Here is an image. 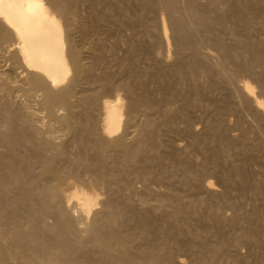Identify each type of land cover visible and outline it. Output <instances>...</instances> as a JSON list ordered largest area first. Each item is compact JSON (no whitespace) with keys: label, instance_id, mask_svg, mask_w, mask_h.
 Returning <instances> with one entry per match:
<instances>
[{"label":"bare ground","instance_id":"obj_1","mask_svg":"<svg viewBox=\"0 0 264 264\" xmlns=\"http://www.w3.org/2000/svg\"><path fill=\"white\" fill-rule=\"evenodd\" d=\"M74 1L75 0H0V44H1L0 46L2 47V44H4L10 48L11 51L9 54V61H11V63H13V62L17 63V65L20 66V67H18V69L21 68L22 71L25 72L24 73L25 77L22 75L24 77V82L18 83V84H22L21 89H23V91H25V93L27 92L29 94V96H31L30 95L31 92H33L32 95H34L35 92H40V93H38L40 95V98H39L40 103L39 104H41L42 108L46 109V113L48 116V117L45 116L46 119L50 117L53 120L55 118L62 125V128L64 127V129H66L68 131V132H66V134L68 135V133H69L70 137L73 138L72 143H69V144H71L70 148L67 147L68 145L66 143H64V141H63V143H56L57 141L55 142L56 144L52 143L53 139L52 140L49 139L50 137H53V135L50 136V134L53 133L52 129L47 128L45 130L42 129L43 131H41L40 130L42 128L41 127L39 129L40 130L39 131L36 128V127H38V125H36V127H35L33 122H30L31 121V119L29 118L30 116L29 117L25 116L23 119L24 123H26V125H21V126L16 125V126H18L17 129L15 128L16 126L13 129L12 125H11V123L14 122V119L11 116L12 112H10L8 110L11 115L4 113V110H5L4 108H3L4 110L1 111L2 113L0 112V143H2V145L5 146V150L0 153V263L5 262L7 264H181V262L183 260L177 259L179 255L176 257L175 253L179 249L182 250V248L185 247L186 244L188 245V243H187L188 241L185 243L184 239H182V237H180V235H174L175 233L173 234V232H175V231L177 232V230L174 231L169 226L171 223L170 224L168 223L169 227L164 226L162 228L163 232H161L162 229H160L161 231H159V232H161V234L157 232L160 235L157 238L155 237V239H154V237L152 235L153 234L152 231L154 230L153 226H155L154 225L155 222H154V217L152 215V211H150L148 209H147V211H145L143 213H140V214L138 213V215H140V216L137 217V219L135 220L134 223L132 221V223H131L132 226H129V225H131V224H129L131 221L129 222L128 220H132V219H130V217L128 218V216H127V213L129 211H127L126 213H125V211H122V208L125 209V208L130 206V205L128 206L127 203L125 204V201H127L126 198H128V197L124 198V200L122 199L123 200L122 204H124V206L122 205V208H117L116 202H115L117 200V198H116L117 196L115 195L116 189L114 188L115 189L114 190L111 187L112 185L116 184V187L119 190L124 191L127 196L128 195L130 196L132 194L131 191L133 192V189H132L133 186H136L135 184L137 183V180H139V181L142 180L141 179L142 177L149 176V174L151 172V171L149 172V170L146 169L145 165H144V162L149 159L148 158L149 156L148 155H146L148 157H145V156L142 157L141 156L142 145H141V143H139L140 142L139 139L140 138L142 139V136L145 135L144 134L145 132H141L142 136L139 137V139L135 138L132 142H128L125 139L124 133L121 130L122 124L124 123L123 122V115L125 114L127 117L126 123H129V122L131 123V121L134 120L133 118L136 116V113L144 114V116H145V117L143 116L144 118L142 116H140V117H142V119H143L142 128H145V129L147 128V130H148V132L146 133V135H147L146 141L147 142L145 141L146 142L145 146L147 145L150 150H153V148L155 146L154 145V139H156V138H154V137H155L156 133L158 132V130L161 131L159 129V127H161L163 124H167V123L171 122V120H173L172 117L174 115L170 116L164 112V110L160 106L161 104L158 103L160 100L158 102L157 101L155 102L156 98L154 97L155 100H154V98H152L151 95H153V94H151V92H150V87L147 86V83L144 84V82L141 81V79H140L141 74L145 73V75H143L142 77L146 76V74H147V71L145 70L144 67L140 66L142 69L139 70V68H140L139 67L137 69V71L136 70L130 71L131 74L128 73L129 77L125 78L122 81H121V79H123V78H121L120 81L117 80L119 82L118 83L115 79L116 76L113 73H106V72L102 73L101 72V74H98V73H100L99 68H98V70H99L98 73L95 71L97 69H94L93 65L95 64V61L97 59H95L94 56H92L93 61L87 60V61H89V62H87L84 60V55L87 54L91 57V55H93V51L95 49V48L93 49V43L94 42L90 41V36L93 33V31L96 30L95 29L96 23L94 24V23H92V21L90 22L86 19L83 20L82 18H80L78 15V11H80V10H78L77 7L75 6L76 4L78 5V3H76V1H75L76 4L74 3L75 5L74 4L72 5V3ZM86 1H89V5H90L89 7L91 9V12L96 11V9H97L96 7H97L98 2L101 3V0H86ZM138 1H139V7L141 9L139 12L140 14H141V11L144 12V11H149V10H155L156 8H158V11H159V9H160L159 7H162L161 9H163L166 13H168V17H169L168 21L170 23V27H171L173 33L176 34L177 40H176L175 46H176L177 52H179L180 55L184 54L180 50L182 49V51H184V50H187L186 48H188V54H184L183 56H180V58H179V55L177 53L178 58L176 60H174L175 62L170 63L166 67H163L162 65H160L161 64L159 62L160 60L157 59L158 64H157V66H156L157 68L155 70H156V73L159 74L158 76L161 77L160 80L158 79L159 81H161V83L166 84V82L167 83L171 82L170 84L174 85L173 86V90H174V89L178 88L181 81L185 77H187L185 75L189 74L188 76L190 77V74H191V75H194L196 77L198 76V78L199 77L207 78V77H209V75H211L210 73H211L212 68H213L212 64H214L215 67H217L216 65L219 64V66H221V70H219V72L222 71V67H224V68L227 67V69L229 70L228 65H234L231 67L233 69L230 71H228L225 68L228 71V76H231V77L233 75L236 76V74L241 72V71L249 72L252 75V77H254L256 83L258 85H260L262 87V89H264V50H261L262 46L260 47V45L263 43L264 38H262L261 36H263V35H261L260 38H262V40H260V41H262V42H258L257 41L258 40L257 35H253V37H252L253 30L255 29L253 27L258 22V21L257 22H255V21L260 17L262 9L264 8V0H221L227 4L226 5L224 3L226 5V9L223 11L221 10V12L218 11V12H220V14L217 13V15H214V16L213 15L210 16L207 13L205 7L201 6L200 3L198 2V0H138ZM138 1H136V2L138 3ZM79 2H81V1H79ZM210 3L212 4V1ZM80 5H81V3H80ZM100 6L103 7L104 5H100ZM207 6H208V4H207ZM108 7H110V5ZM210 7H212V6H210ZM210 7H209V9H210ZM218 7H220L222 9V6H220V4ZM78 8H79V6H78ZM104 9L105 10H103V11H105V13H108V8L104 6ZM119 9H118V11H119ZM211 9H214V8H211ZM99 10H97V11H99ZM263 11H264V9H263ZM209 12H210V10H209ZM111 13H112V11H111ZM211 14H213V12ZM162 15L163 14H161V17H162V20L164 21V18ZM166 15L167 14H164V16H166ZM108 16H110V15L108 14ZM108 16H106V17H108ZM262 16H264V15H262ZM137 18H140V17H137ZM261 18L262 17H260V19ZM89 19H91V18H89ZM142 20H143V18H142ZM156 20L157 19H155V21ZM145 21H146V19H145ZM151 21H152V19H151ZM159 21H160V19H159ZM228 21L231 23V25L228 26V27H231V29H229L231 31L230 32L231 34H233L234 32L242 31L241 33L243 35L241 37V40L239 39V37L241 35L238 36V39L236 38L237 37L236 34H239V33L234 34V36H236L235 42L237 40L240 41L238 43L239 45L237 44L238 45L237 46L234 42H232V43H234L235 45L228 44L230 42H228L226 44V42L228 40H226V42L225 41L223 42L222 37L220 38L219 36H217L216 38H214L215 36L214 37H209V36L207 37L206 36V39L208 42L213 43V44L218 46L217 48H219L221 56H222L221 62L220 61H219V63L216 62L217 64L211 62L212 64H210V63H208L209 61L208 62L205 61V60H207V57H205V60L202 58L205 55H202V57H201L200 54L198 53V51L202 50V49H198L199 45H198V47H195V45L197 46V44H199V42H200L196 36H197V34H199V32L202 35H203V32H205V33L211 32V29L215 27V26L213 27V25H218V27H219V25H224V24L227 25ZM98 22H100V21H98ZM104 22H105V20H104ZM123 22H125V21H123ZM142 23H143V21H142ZM142 23L139 24L137 27H139V26L141 27ZM158 23H157V25H158ZM259 23H260V21H259ZM146 24L147 23H144L143 25H146ZM149 24L150 23H148L147 25H149ZM165 24H167V22ZM113 25H115V24H113ZM158 26H159L158 28L160 29V34H158V35H160L161 40H163V42H164V40H166V34H167L166 28H165L163 22ZM142 27L144 28V26H142ZM148 27H150V25ZM259 27H263V26H258V28ZM214 29H216V28H214ZM143 31L144 32L147 31L146 26L143 29ZM215 31H217V30H215ZM224 31H225V29H224ZM214 32H213V34H214ZM95 33H96V31H95ZM230 33L228 32V34H230ZM254 33H258V32L256 31ZM107 34H109V33H107ZM224 34H226V33H224ZM170 35L174 36V34H170ZM221 35H223V34H221ZM112 36H111V38H112ZM228 36H231V35H228ZM258 36H259V33H258ZM93 37H95V35H93ZM93 37H92V39L95 41V39ZM141 37L143 38V36H141ZM136 38H137V36H136ZM200 38H202V37H200ZM225 38L227 39L226 36H224V39ZM115 39H116V37H115ZM115 39L113 41L114 43H116V40H117V39L116 40ZM172 39H173V37H172ZM195 39L198 40L199 42H197V44L193 45L195 43ZM232 39L234 41V38H232V36H231V41H232ZM140 40L143 41L144 39L143 40L140 39ZM140 40H138V41H140ZM78 41H82V42H80V44L83 43L86 46L84 45L85 47L84 46L81 47L78 44ZM118 41H120V40H118ZM151 42H152V40H151ZM173 42L174 41H172V43ZM95 43H97V41ZM111 43H112V40H111ZM125 43H126V41H125ZM169 43H167V44H169ZM139 44L141 45V43H139ZM263 45H264V43H263ZM111 46H113V45H111ZM123 46H124V44H123ZM157 47H159V46H157ZM168 47H169V45H168ZM150 48H151V46H150ZM209 48L211 49V47H209ZM239 48H241L242 50H239ZM141 49H140V52H143V51H141ZM197 49H198V51H197ZM214 49H215V47H214ZM151 50H153V49H151ZM107 51H109V50H107ZM112 51L115 52V50H113V49H112ZM146 51H149V50H146ZM154 51L155 50H153V52ZM168 51H170L169 48H168ZM166 52H164V53L166 54ZM217 52L219 53V51H217ZM244 52H246L247 54H244ZM130 53L131 54L129 55L127 62H131L134 60L133 52H130ZM175 53H176V51H175ZM155 54H156V52H155ZM159 54H160V50H159V53L157 56H159ZM165 54H163V55H165ZM217 54H215V55L217 56ZM87 55L85 57H87ZM215 55H212L210 57H214ZM157 56H156V58H158ZM144 57H145V55H144ZM123 58H125V57H123ZM146 58H149V57H146ZM7 59H8V54H7ZM85 59H87V58H85ZM163 59L165 61L164 57H163ZM169 59H170V57H169ZM214 59H216V58H214ZM217 59H218V57H217ZM137 60L138 59L136 58V61ZM228 60H232V64H230V62H231L230 61L227 65ZM100 61H101V59H100ZM97 62H99V61H97ZM107 63H108V61H107ZM7 64H9V63H7ZM134 64H132V65H134ZM136 65H137V62H136ZM148 65H150V64H148ZM122 66H123V64H122ZM137 66H139V65H137ZM254 66L255 67L257 66V68L259 67L258 68L259 70L257 69L258 71H255L253 69ZM100 67H102V65H100ZM13 69H15V68H13ZM219 69H220V67H219ZM216 71H218V70H216ZM116 72H117V70H116ZM216 73H218V72H216ZM18 74H19V72H18ZM241 74L243 75V73H241ZM1 75L3 76V74H1ZM17 75H15V76H17ZM216 75H217V78L215 76L214 77L216 79H219L218 76H220V75H218V74H216ZM223 75H222V77H223ZM238 75H240V74H237V77H238ZM5 76L9 77L7 75H5ZM151 77H153V76H151ZM242 77H241V79H242ZM20 78H22V77H20ZM213 78H212L211 83L209 81H207L204 84H202L203 86L205 85V88H207V91L211 90V89H214V90L219 89L218 87L215 88L216 82L218 83L219 80L215 82L213 80ZM238 78H240V77H238ZM17 79H18V77H17ZM92 79H93V81L94 80L98 81L99 85H98L97 89H95L94 91H91V93H88L89 90H91V89H88V87H85V83H86V81L92 80ZM226 79H225V81H226ZM241 79H239L241 82L243 80H245V78L243 80H241ZM248 79H249V77H248ZM9 80H12V76H11V79H9ZM138 80H140L139 81L140 87H137L139 85H136ZM162 80H163V82H162ZM231 80H229V82ZM235 80H237V79L235 78ZM5 81L6 80H4V83H5ZM200 81L202 82V80H200ZM232 81H231V84H232ZM240 81H235V84H237L236 82H240ZM12 82H15V81H11V83ZM21 82H22V80H21ZM147 82H148V80H147ZM241 82H240V86H238V87L245 93L244 96L246 98V103H248V105L253 106L255 108V110H254V111H256L255 112L256 113L255 118L258 121H260V123H262V125H263L262 127L264 128V106H263V100H262L263 98L262 99L260 98L263 95L262 94L263 91L261 93L262 95L260 94L261 96L259 95L260 97L258 99V95L256 96V94H255L256 92H254L256 89L255 90L253 89L256 87L255 86L256 83H255V85L253 84L255 86L254 87L252 85V83H253L252 81H251V84L247 81H243L242 83ZM4 83L2 82L1 84H4ZM8 83H10V82H8ZM95 83H97V82H95ZM161 83H160V85H162ZM220 83L222 85V82H220ZM227 83H228V81H227ZM5 84L7 85V83H5ZM14 84H16V83H14ZM4 85L1 86L2 89L5 87ZM88 85H89V83H88ZM115 85L118 86L119 89H121L120 91H122L123 93L120 92V94H118L119 91L117 93V92H115L117 89H114L115 90L114 92L117 94H115L111 98L109 97V98L104 99L105 98L104 97L101 100V98H102L100 96L101 93L107 92V91H112L113 88H117V87H114ZM230 86H228V87H230ZM232 86H235V85H232ZM235 87H237V86H235ZM17 88H15V89H17ZM220 88H222V87H220ZM93 89H94V87H92V90ZM195 89H196V87H195ZM230 89L233 92L234 89H232V88H230ZM230 89H229V91H230ZM5 90H6V88H5ZM18 90H20V89H18ZM165 90H166V88L164 89V91ZM221 90H223V89H221ZM13 91H15V90H13ZM227 91H228V89H227ZM258 91L261 92V90H258ZM7 92H8V90H7ZM10 92H12V91H9V93ZM20 92H21V90H20ZM161 92H163V90ZM1 93L4 94L3 92H1ZM9 93H8V96H9ZM25 93H23V94H25ZM121 93H122V95H121ZM218 93L220 94L221 91ZM6 94L7 93L5 92V95ZM167 94H168V92H167ZM225 94L226 93H223L222 95H225ZM12 95L14 96L15 94H12ZM39 95H38V97H39ZM109 95H111V93ZM161 95H163V94H161ZM179 95H178V97H180ZM194 95H193V97H194ZM240 95H243V93ZM203 96H205V95H203ZM220 96H221V94H220ZM238 96H236V97L238 98ZM3 97H4V95H3ZM3 97H2V99H3ZM196 97H197V95H196ZM236 97L234 99H236ZM212 98H213V96H212ZM7 99H8V97H7ZM34 99H36V98H34ZM164 99H165V97H164ZM221 99L223 100V98H221ZM232 99H233V97H232ZM224 100H226V99H224ZM9 101H11V100H9ZM174 101H173V103H174ZM190 101H191V99L189 100L188 105L191 106V104H193V102L191 103ZM192 101H193V98H192ZM197 101L198 100H195L194 103L196 104ZM240 101H241V98H240ZM1 102H3V101H1ZM22 102H23V100H22ZM27 102H29V101H27ZM31 102H32V100H31ZM36 102H37V100H36ZM214 102H217V104H218L220 101L218 99V100H214ZM222 102L225 103L224 101H221V104H222ZM234 102L236 103L235 100L233 102L229 100L228 104L232 103V105H234L233 104ZM187 103H188V98L185 94H183L182 98H181V105L177 108V110L175 108L177 115L178 114L181 115L183 119H185L186 116L184 113H182V110L184 109V107ZM6 104H8L7 101H6ZM9 104H11V102ZM239 104H238V107L237 106L236 107L240 109L241 106L239 107ZM3 105L6 106L5 103ZM24 105H25V103H24ZM35 105L36 104H34V106ZM212 105H214V104H212ZM236 105H237V103H236ZM163 106H166V105H163ZM1 107H0V110H2ZM26 107H27V105H26ZM37 107H38V105H37ZM215 107H217V106H215ZM224 107H225V105H224ZM230 107L228 106V107L224 108L223 111H226V110L228 111L230 109ZM8 108L10 109V107H8ZM20 108H22V107H20ZM59 108H62L64 110V114L62 116H60V118H58L59 115L56 117V110ZM233 108H235V107H232V110H233ZM193 111H194V109H193ZM220 111L222 112V110H220ZM240 112L241 111H239V114H240ZM24 113H26V112L24 111ZM34 113H36V112H34ZM38 113H39V111H38ZM250 113H249V115H250ZM21 114H23V113H21ZM29 114H30V110H29ZM58 114H59V110H58ZM152 114H153V116H152ZM173 114H175V113H173ZM251 114L253 116V113H251ZM42 116H40V117H42ZM217 116H219V113ZM221 116H224V115H221ZM236 116H239V115H236ZM16 117H18V116H16ZM38 117L39 116H37V118ZM250 117H251V115H250ZM177 118H178V116H177ZM15 119H18V118H15ZM20 119H22V118H20ZM222 119H223V117H222ZM222 119L220 121H222ZM234 119H236V118H234ZM256 119H255V121H256ZM44 120H45V118H44ZM138 120H136V121H138ZM176 120H178V119H176ZM251 120H252V118H251ZM32 121H33V119H32ZM212 121H213V119H212ZM220 121H219V123L221 124L222 122H220ZM50 122H53V121H50ZM253 122H254V120H253ZM253 122H251V123L253 124ZM256 122H255V124H256ZM53 123H52V125H53ZM173 123L174 122H172V124ZM258 123L259 122H257V124ZM56 124H58V123H56ZM212 124H214V123H212ZM220 124L217 126L222 127V126H220ZM227 124H229V123H227ZM233 124H234V121H233ZM131 125H133V124H131ZM136 126H138V124ZM188 126H189V124H188ZM212 127H214V126L212 125ZM257 127H259V125ZM52 128H53V126H52ZM62 128H61V130H63ZM133 128L135 129V126H133ZM133 128H131V129H133ZM255 128L256 127H254V130H255ZM57 130H55V132ZM59 130H60V128H59ZM133 131L135 132V130H133ZM133 131H132V133H134ZM212 131H214V129ZM259 131H261V130H259ZM170 132L171 131H168V133H170ZM263 132L262 133L260 132V134L262 135ZM61 133H63V132H61ZM130 135H132V134H130ZM56 136L58 138V134ZM64 136H65V134H64ZM262 136H264V135H262ZM62 137H63V135H62ZM259 137H261V136L259 135ZM59 138H61V136ZM59 138H58V140L61 141ZM260 140H262V139H260ZM160 144H162V143H160ZM254 144H256V143H253V145ZM25 146L27 148V151L23 150L25 148L22 149V147H25ZM72 146H74V151L73 150L69 151V149H71ZM258 146H259V144H258ZM154 149H157V147ZM258 149L261 150V148H258ZM216 151L218 152V150H216ZM259 153L261 155H263L262 153H264V152H262V153L259 152ZM140 156H141V159H140ZM263 156H261V157H263ZM154 157L156 158V156H154ZM158 157L160 158V155ZM152 159H149V160H152ZM36 161L37 162L40 161V166H41L40 171H37V170L34 171V168H32V166L34 165V163ZM213 161H215V160H213ZM224 161H225V159H224ZM184 162H185V160H184ZM177 165H179L185 172H187L188 175L192 176V177L190 176L192 181L197 182V183L199 182L197 179L201 175L199 176V174L195 172L197 169L196 170L193 169L194 170L193 171L191 168H189L190 166L188 167L183 162H178ZM217 166H219V165H217ZM249 166H250V164H249ZM36 167H38V166H36ZM237 168L239 169V166ZM177 169L179 170L180 168L177 167ZM179 171H181V170H179ZM175 172H177V171H175ZM243 172H245V170L244 171L240 170L241 178H242L243 182H245L246 178H245ZM152 174H153V172H152ZM182 174H183V172H182ZM229 174L230 173L226 172L223 174V176L222 175H220V176H222V178L225 179L226 182H228L227 179H230V181H233V180H231L232 177L230 178ZM66 175H68V177L70 176L74 179L73 180L74 181L73 186L70 184L71 180L69 178H68L69 181H66L67 180ZM184 177H185V175H184ZM135 179H137V180H136V183L134 182V185H133V181ZM145 179H147V178H145ZM162 179H163V177H162ZM177 179H179V178H177ZM186 179H187V175H186ZM199 180H200V178H199ZM77 181L81 182V183L85 182L86 184L84 183L82 185H78L80 183L76 184ZM234 181H236V180L234 179ZM254 181H255V179H254ZM167 182H168V179H167ZM141 183H143V182H141ZM144 183H146V182H144ZM197 183H195V184H197ZM200 183H198V184H200ZM239 183H241V181H239ZM65 184H67V185L70 184L72 186V189L69 186L71 189V190H69V192H67V189L65 190L63 188L64 186H62V185H65ZM149 184H151V182ZM181 184L182 183H180L179 185H181ZM145 185H147V183ZM187 185L188 184H186L185 186H187ZM200 185L204 186L205 189L213 192V195H214L215 191H214V189L212 191L213 185H211V182H203ZM147 186L145 187L146 189H147ZM228 186H231V185H228ZM98 189H101V191L104 190V192L107 194L106 198L104 197L105 199L102 200V197L99 198V196H98L99 191L98 192L96 191ZM216 191H218V190H216ZM104 192H103V194H104ZM227 192H228V190H227ZM119 193H121V192L119 191ZM103 194H102V196H103ZM169 194H170V191H169L168 195ZM237 194H240V192ZM119 195H121V194H119ZM122 195H124V194H122ZM166 195H167V193H166ZM183 195H184V193H183ZM213 195H211V197ZM149 196H151V195H149ZM160 196L158 195L157 198L159 197V199H160L161 198ZM162 196L164 197L165 193ZM167 196H165V197H167ZM222 196H223V199L225 198V200H227L226 195H222ZM222 196H220V197H222ZM151 197H149V198H151ZM171 197L168 196L167 198L171 199ZM258 197H260V196H258ZM24 198L28 201V204H27V202H25L26 204L23 202V201H26ZM180 198H181V195H180ZM22 199H24V200H22ZM144 199L142 197L143 204L145 202ZM151 199H149V201H151ZM234 199H235V197H234ZM262 199H264V198L262 197ZM156 200L157 199H155V201ZM167 200H169V199H167ZM167 200L165 202H167ZM172 200H173V202H172V204H173L174 199H172ZM172 200H170V202ZM188 200H189V198H188ZM190 201H192V199L189 200V202ZM205 201H203V203ZM153 202H154V199H153ZM179 202L180 201H178V203ZM196 202L198 203V201H196ZM98 203L100 204V207L102 204V206H103L102 210H96L95 209V205ZM229 203H230V201H229ZM168 204H170V203H168ZM191 204H193V203L190 202L189 204H187V206H186V204H183L187 207L186 208L185 206H183L181 204L180 205L177 204L178 206H175V203H174V206H175V207L173 206L174 207L173 208L174 213L177 215V217L179 216V218L182 217L184 214L186 215L189 212L188 209H189ZM148 205H149V202H148ZM156 205H159V204H156ZM160 205L162 206V204H160ZM194 205H195V203H194ZM207 206H209V205H207ZM213 206H210L208 208L209 210H207V208H206V210L210 211L209 213L213 214L212 215L213 217H214V215H217L215 217H218L219 212H218V210L214 209ZM69 207H71L72 210L75 209V211L76 210L79 211L78 214H80V216H79L81 219L80 221L85 223V225L82 228H77L78 225H76V223H78V219H75V218L72 219V217H70L72 215L71 214L69 215V212H70ZM167 207H168V205H167ZM131 208L133 209V207H131ZM162 208H163V206H162ZM194 208H196V206ZM156 209L158 210L157 207H155V211H156ZM136 211H139V210H136ZM136 211H134V212H136ZM170 211H171V209H170ZM236 212H238V211H236ZM71 213H73V211H71ZM90 213H92L93 216ZM132 213H133V210H132ZM209 213L207 212V214H209ZM76 214H77V212H76ZM135 214H137V213H135ZM47 215L52 216L53 221L51 220L52 221L51 223L46 222L45 217ZM89 215H91V217H92V219L90 221L88 220ZM131 215L132 214H130V216ZM246 215H244V216H246ZM50 216H49V218L51 219ZM208 216H210V215H208ZM260 216H262V218H264V210H263V212L251 211V213H248V215L246 216V218H247L246 220L249 219V222L252 223V221L254 222V220H257V218L258 217L260 218ZM75 217L78 218L77 216H75ZM131 217H133V215ZM169 217H172V216L168 215V218ZM213 217H212V219H214ZM210 218H211V216H210ZM159 219H161V218H159ZM165 219H166V217H165ZM165 219H163V220L165 221ZM235 219H237V218H235ZM163 220L161 219V221H163ZM167 221H168V219H167ZM230 221H231V219H230ZM234 221H236V220H234ZM184 223L185 222H183V225H185ZM197 223H198V221H197ZM228 223H229V221H228ZM78 224L80 225V223H78ZM164 224L166 225V222H163V225ZM176 224H177V222H176ZM81 225H80V227H81ZM183 225L181 224V226H183ZM247 226H248V224H247ZM249 226H250V224H249ZM174 227H176V225ZM160 228H161V226H160ZM181 228H183V227H181ZM201 228H199V229H201ZM245 228H248V231L245 232L246 234L250 235V237L251 236L255 237V233H256L255 227L251 226L250 228L249 227H245ZM177 229H179V228H177ZM186 229H188V228H186ZM186 229H184V231ZM196 230H197V228H196ZM211 230L212 229H210V231ZM244 231L242 230L241 232H244ZM153 232H155V231H153ZM201 233H203V231ZM198 235H200V234H198ZM205 236H206V234H205ZM151 238H153V239L151 240ZM198 239L200 240V238H198ZM205 239H207V238H205ZM242 239H244V238H242ZM188 240H190V239H188ZM195 240H196V238H195ZM251 240L249 239V241H251ZM225 241H227V240H225ZM235 241H236V239H235ZM204 242H205V240H204ZM204 242H203V244H204ZM216 242H217V240H216ZM262 242H264V241H262ZM198 243L200 245V242H198ZM205 244L208 245V243H206V242H205ZM240 244L241 243H239L237 245H240ZM254 244H256V243L254 242ZM249 245H251V244H249ZM201 246H199V247H201ZM255 248H257V247H255ZM188 249H190V248H188ZM204 249H205V247H204ZM253 249L254 248H252V250ZM198 251H201V250H198ZM179 252H182V251H179ZM220 255H221V249L217 245L212 247L211 249H205L202 252H200V254H198L197 259H196V264H218ZM230 256H231V254H230ZM257 257H259V256H256V258L253 257V259L256 260ZM223 260H224V258H223ZM248 261H249V259H248ZM227 262H229V261H227ZM239 263H240V261H239ZM249 263H251V262L249 261ZM254 263H256V262H254Z\"/></svg>","mask_w":264,"mask_h":264},{"label":"rangeland","instance_id":"obj_2","mask_svg":"<svg viewBox=\"0 0 264 264\" xmlns=\"http://www.w3.org/2000/svg\"><path fill=\"white\" fill-rule=\"evenodd\" d=\"M75 1H76V3H78V5L75 3ZM73 3H72V5L74 4L76 7H77V9L78 10H80V11H78V15H79V17L80 18H82L83 20H88V21H92V23H96V27H95V29L96 30H94L93 31V33L91 34V36H90V41H93L94 43H93V49H94V51L96 52H94L93 51V55H91V57L89 56V55H87V54H85L84 55V60L85 61H87V60H89V61H93V57L92 56H94L95 57V59H97L96 61H95V64L93 65V67H94V69H97V70H95L97 73H98V68L100 69V73H98V74H101V72L102 73H113L116 77H115V79H116V81L118 80V81H120V79L121 78H123V79H121V81L122 80H124L125 78H128L129 77V74H131V72L130 71H134V70H136L137 71V69L141 66V67H144L145 68V70L147 71V74H146V76H144V77H142L143 75H145V73L144 74H141V76H140V79H141V81L142 82H144V84H146L147 83V86L148 87H150V92H151V94H153V95H151L152 96V98H156V100H155V98H154V100H155V102L157 101H159L158 103H160L159 105L162 107V109L164 110V112L166 113V114H168V115H174L173 117H172V119L173 120H171V122H169V123H167V124H163L161 127H159V129L162 131H159L158 130V132L156 133V135H155V137L154 138H156V139H154V148H156L157 147V149H154L153 148V150H150L149 148H148V146L146 145L145 146V144H146V133L148 132V130H147V128L145 129V128H142V124H143V119H142V117L144 116V114H142V113H140V114H138V113H136V116L133 118L134 120H130L131 121V123L129 122V123H126V119H127V117H126V115L124 116L123 115V124H122V132L124 133V137H125V139L128 141V142H132L135 138H138L139 139V137H141L142 136V134H141V132H145L144 134V136H142V139L140 138L139 139V143H141V145H142V153H141V156L143 157V156H145V157H148L149 159H152V160H147V161H145L144 162V165H145V168L146 169H148L149 170V172H150V174H149V176H146V177H142L141 179L143 180H140L141 182H143V183H141L139 180H137V179H135L134 181H133V185H134V182L136 183V180H137V183L135 184L136 186H133V192L131 191V195L129 196H127L126 195V193L124 192V191H122V190H119L117 187H116V184H114V185H112L111 187L115 190V195L117 196L116 198H117V200L115 201L116 202V206H117V208H122V205L124 206V204H122V202H123V200H124V198H126V197H128V198H126V200L127 201H125V204L127 203V205L129 206V207H127V208H122V211H125V213L127 212V211H129L128 213H127V216H128V218L130 217V219H132V220H128L130 223L129 224H131L132 223V221H133V223L135 222V220L137 219V217L138 216H140V215H138V213L140 214V213H143V212H145V211H147V209L148 210H150V211H152V215H153V217H154V222H155V226H153L154 228V230L153 231H155V232H153L152 231V235H153V237H154V239H155V237L157 238L160 234H161V232H163V227L165 226V227H171L174 231L175 230H177V232L175 231V232H173V234L174 235H180V237H182V239H184V241H185V243L187 242L188 243V245L186 244V246L185 247H183L182 248V250L181 249H179L176 253H175V256L177 257L178 255V258L177 259H180V260H183L182 262H181V264H196V259H197V256H198V254H200V252H202L203 250H205V249H211L212 247H214V246H218V247H220V249H221V255L219 256V262H218V264H263L264 263V242H262V241H264V218H262V216H260V218L258 217L257 218V220H254V222L252 221V223L251 222H249V219L248 220H246L247 218H246V216L248 215V213H251V211H255V212H263V210H264V199H262V197L264 198V153H262V152H264V136H262V135H264V128L262 127L263 125H262V123H260V121H258L256 118H255V112L256 111H254L255 110V108L253 107V106H250V105H248V103H246V98H245V96H244V92L238 87V86H240V80L239 79H241V77H242V79L241 80H243L244 78H245V80H243V81H247V82H249L250 84H251V81L253 82L252 83V85L254 84L255 85V83H256V81H255V79H254V77H252V75L249 73V72H246V71H241V72H239V73H237V74H240V75H238V77H240V78H238L237 77V74H236V76L235 75H233L232 77L231 76H228V71H230V70H232L233 68H231L232 66H234V65H228V63L230 62V64H232V60H228L227 61V65H228V68H229V70L227 69V67H222V71H220L219 72V70H221V66H219V64L218 65H216L217 63H219V61L221 62L222 61V56H221V53H220V50H219V48H217L218 46L217 45H215V44H213V43H210V42H208L207 41V39H206V36L208 37H214V38H216L217 36H219L220 38L222 37V40H223V42L225 41L226 42V40H228L227 42H226V44L228 43V42H230V43H228V44H232V45H237L240 41L239 40H237L236 42H235V40H236V38L238 39V36H240L239 37V39L241 40V37H242V31H238V32H232L233 34H231L230 32V30L229 29H231V27H228V26H230L231 25V21L229 22L228 21V24L226 25V24H224V25H219V27H218V25H213V27L214 28H216V29H214V28H212L211 29V32H208V33H205V32H203V35L202 34H200V32H199V34H197V38H198V40L200 41H198V40H196L195 39V43L193 44V45H195V44H197V42H199V44H197V46L195 45V47H198V45H199V47H198V49H202V50H199L198 51V49H197V51H198V53L200 54V56L202 57V55H205V56H203L202 58L205 60V57H207V60H205V61H209L208 63H210V64H212V63H216L215 65L217 66V67H215L214 66V64H212V66H213V68H212V71H211V75H209V77H207V78H201V77H199L198 78V76L196 77V76H194V75H191L190 74V77L188 76V75H185V76H187V77H185L182 81H181V85L179 84V86H178V88H176V89H174L173 90V84H170L171 82H166V84L164 83H161V81H159L160 79H161V77H159L158 75L159 74H157L156 73V66H157V64H158V60H160L159 62L161 63L160 65H162L163 67H166V66H168L170 63H173V62H175L174 60H176L177 58H178V55H179V58H180V56H183L184 54H188V48H186L187 50H184V51H182V49L180 50L182 53H184V54H179V52H177V49H176V40H177V37H176V34L175 33H173V31H172V29H171V27H170V23H169V17H168V13H166L163 9H161L162 7H159L160 9H159V11H158V8H156L155 10H149V11H141V14L139 13L140 12V7H139V1L138 0H101V3L100 2H98V4H97V9H96V11H92L91 12V9H90V5H89V1H86V0H75ZM78 1V2H77ZM79 1H81V2H79ZM84 1V2H83ZM104 1V2H103ZM127 1V2H126ZM136 1H138V3L136 2ZM206 1V2H205ZM212 1V4L210 3ZM214 1V2H213ZM216 0H198V2L200 3V5L201 6H203V7H205V9H206V11H207V13L211 16V15H217V13L218 14H220V12H221V10L223 11V10H225L226 9V3L225 2H223V1H221V0H217L216 2H215ZM220 1V2H219ZM83 2V3H82ZM86 2V3H85ZM103 2V3H102ZM117 2V3H116ZM208 2V3H207ZM219 2V3H218ZM80 3H81V5H80ZM112 3V4H111ZM202 3V4H201ZM222 3V4H221ZM226 5H225V4ZM107 4V5H106ZM126 4V5H125ZM134 4V5H133ZM138 4V5H137ZM205 4V5H204ZM207 4H208V6H207ZM210 4V5H209ZM216 4V5H215ZM218 4V5H217ZM219 4H220V6H222V9L220 8V7H218L219 6ZM224 4V5H223ZM100 5H104L105 7H107L108 8V13H105V11H103V10H105L104 9V6L102 7V6H100ZM110 5V7H108ZM137 5V6H136ZM214 5V6H213ZM78 6H79V8H78ZM84 6V7H83ZM210 6H212V7H210ZM120 9H119V8ZM135 7V8H134ZM209 7H210V9H209ZM90 10H89V9ZM102 8V9H101ZM210 10V12L212 13L213 12V14H211L210 12H209V10ZM211 8H214V9H211ZM219 8V9H218ZM88 9V10H87ZM100 9V10H99ZM118 9H119V11H118ZM139 9V10H138ZM217 9V10H216ZM264 9V8H263ZM263 9H262V12H261V14H260V17H262L261 19H260V17L255 21V22H257V24L256 25H254V27L253 28H255L254 30H253V34H252V37H253V35H257V41L258 42H262V41H260V40H262V38H264V16H262V15H264V11H263ZM97 10H99V11H97ZM110 10V11H109ZM163 12H162V11ZM215 10V11H214ZM82 11V12H81ZM111 11H112V13H111ZM152 11V12H151ZM218 11H220V12H218ZM80 12V13H79ZM94 12V13H93ZM97 12V13H96ZM104 12V13H103ZM115 12V13H114ZM118 12V13H117ZM127 12V13H126ZM152 14H151V13ZM165 12V13H164ZM93 13V14H92ZM103 13V14H102ZM154 13V14H153ZM95 14V15H94ZM101 14V15H100ZM106 16H108V14L110 15V16H108V17H106ZM135 14V15H134ZM161 14H163L162 16H163V18H164V21L162 20V17H161ZM164 14H167L166 16H164ZM81 15V16H80ZM104 15V16H103ZM118 15V16H117ZM129 15V16H128ZM139 15V16H138ZM160 15V16H159ZM90 16V17H89ZM95 16V17H94ZM113 16V17H112ZM116 16V17H115ZM120 16V17H119ZM135 16V17H134ZM103 17V18H102ZM111 17V18H110ZM132 17V18H131ZM137 17H140V18H137ZM156 17V18H155ZM161 17V18H160ZM89 18H91V19H89ZM97 18V19H96ZM106 18V19H105ZM128 18V19H127ZM142 18H143V20H142ZM154 18V19H153ZM168 18V19H167ZM101 19V20H100ZM103 19V20H102ZM109 19V20H108ZM134 19V20H133ZM138 21H137V20ZM145 19H146V21H145ZM151 19H152V21H151ZM155 19H157L156 21H155ZM159 19H160V21H159ZM104 20H105V22H104ZM97 21V22H96ZM98 21H100V22H98ZM123 21H125V22H123ZM142 21H143V23H142ZM167 22V24H165L166 22ZM259 21H260V23H259ZM115 22V23H114ZM156 22V23H155ZM161 24L162 22H163V24H164V26H165V28H166V33L169 35H167L166 34V40H164V42H163V40H161V37H160V35H158V34H160V29L158 28L159 26L158 25H160L159 23ZM142 23V26H144V28H145V26H146V29H147V33L146 32H144L143 31V27L141 26H139V27H137L139 24H141ZM144 23H150L149 25H150V27H148L149 25H143ZM157 23H158V25H157ZM259 23V24H258ZM113 24H115V25H113ZM134 24V25H133ZM154 24V25H153ZM156 24V25H155ZM261 24V25H260ZM263 24V25H262ZM102 25V26H101ZM133 27H132V26ZM105 26V27H104ZM109 26V27H108ZM217 26V27H216ZM223 26V27H222ZM257 28H256V27ZM258 26H263V27H259L258 28ZM102 27V28H101ZM114 27V28H113ZM121 27V28H120ZM156 27V28H155ZM168 27V28H167ZM170 27V28H169ZM222 27V28H221ZM111 28V29H110ZM142 28V29H141ZM219 28V29H218ZM221 28V29H220ZM224 29H225V31H224ZM261 29V30H260ZM100 30V31H99ZM131 30V31H130ZM136 30V31H135ZM142 30V31H141ZM152 30V31H151ZM215 30H217V31H215ZM95 31H96V33H95ZM215 31V32H214ZM221 31V32H220ZM258 32L259 33V36H258V33H254V32ZM263 31V32H262ZM121 34H120V33ZM158 32V33H157ZM172 32V33H171ZM213 32H214V34H213ZM228 32L230 33V34H228ZM101 35H99V34ZM107 33H109V34H107ZM117 33V34H116ZM137 33V34H136ZM145 33V34H144ZM154 33V34H153ZM218 33V34H217ZM224 33H226V34H224ZM236 33H239V34H236ZM170 34H174V36H172V35H170ZM209 34V35H208ZM221 34H223V35H221ZM234 34H236V36H234ZM93 35H95V37H93ZM97 35V36H96ZM100 37H99V36ZM104 35V36H103ZM110 35V36H109ZM114 37H113V36ZM121 35V36H120ZM127 35V36H126ZM137 36V38H136V36ZM200 35V36H199ZM221 35V36H220ZM228 35H231L232 36V38H234V41H233V39H232V41H231V36H228ZM261 35H263V36H261ZM103 36V37H102ZM111 36H112V38H111ZM141 36H143V38L141 37ZM168 36V37H167ZM224 36H226L227 37V39L225 38L224 39ZM234 36V37H233ZM260 36L262 37V38H260ZM92 37L95 39V41L92 39ZM115 37H116V39H115ZM172 37H173V39H172ZM200 37H202V38H200ZM236 37V38H235ZM256 37V36H255ZM102 38V39H101ZM151 38V39H150ZM155 38V39H154ZM157 38V39H156ZM169 38V39H168ZM176 38V39H175ZM229 38V39H228ZM92 39V40H91ZM97 39V40H96ZM105 39V40H104ZM108 39V40H107ZM114 39L116 40V43H114L113 41H114ZM140 39H144L143 41H141ZM169 41H168V40ZM206 39V40H205ZM255 39V38H254ZM104 42H103V41ZM111 40H112V43H111ZM118 40H120V41H118ZM138 40H140V41H138ZM151 40H152V42H151ZM157 40V41H156ZM174 41L173 43H172V41ZM204 40V41H203ZM230 40V41H229ZM97 41V43H95ZM100 41V42H99ZM125 41H126V43H125ZM168 41V42H167ZM80 42H82V41H78V44L81 46V47H83L85 44H83V43H81L80 44ZM136 42V43H135ZM143 42V43H142ZM170 42V43H169ZM232 42H234V43H232ZM107 43V44H106ZM110 43V44H109ZM121 43V44H120ZM139 43H141V45L143 46H141ZM167 43H169V44H167ZM203 43V44H202ZM209 45H208V44ZM263 43H264V39H263ZM263 43L260 45V47H261V50H264V45H263ZM123 44H124V46H123ZM166 44V45H165ZM171 44V45H170ZM206 44V45H205ZM211 44V45H210ZM1 45V44H0ZM111 45H113V46H111ZM137 45V46H136ZM140 45V46H139ZM149 45V46H148ZM168 45H169V47H168ZM239 45V44H238ZM237 45V46H238ZM4 46V47H3ZM86 46V45H85ZM84 46V47H85ZM98 46V47H97ZM131 46V47H130ZM139 46V47H138ZM150 46H151V48H150ZM153 46V47H152ZM157 46H159V47H157ZM202 46V47H201ZM207 46V47H206ZM6 47V48H5ZM107 47V48H106ZM113 47V48H112ZM138 49H137V48ZM147 47V48H146ZM156 47V48H155ZM169 48V50L170 51H168V48ZM209 47H211V49L209 48ZM214 47H215V49H214ZM9 50H8V49ZM105 48V49H104ZM143 50H142V49ZM146 48V49H145ZM164 48V49H163ZM173 48V49H172ZM111 49V50H110ZM112 49L113 50H115V52L114 51H112ZM137 49V50H136ZM140 49H141V51H143V52H140ZM151 49H153V50H155L154 52H153V50H151ZM218 49V50H217ZM6 50V51H5ZM103 50V51H102ZM107 50H109V51H107ZM134 50V51H133ZM136 50V51H135ZM146 50H149V51H146ZM159 50H160V54H159V56H157L158 55V53H159ZM239 50H242L241 48H239ZM4 51V52H3ZM10 48L7 46V45H4V44H2V47L0 46V77L2 78H0L1 80H0V88H1V86H3L5 83H7V85L5 84L4 86V90L2 89H0V91L1 92H3L4 94H2L1 92H0V107L2 108V110H0V112L1 111H3L4 109V113H7V114H10L9 113V111L10 112H12L10 115L13 117V119H14V122L13 123H11V125H12V128L14 129V127L16 126V125H18V126H21V125H26V123H24V117L26 116V117H29L30 119H31V121L30 122H33V124L35 125V127H36V125H38V127H36L38 130L40 129L41 131H43V130H45V129H52L53 130V133H51L50 134V136H52L53 135V137L56 139H54L53 137H50L49 139L50 140H52V143H55L56 141V143H63V141H64V143H66L68 146L67 147H71V144H69V143H72V140H73V138L72 137H70V134L68 133V135L66 134V132H68L66 129H64V127L62 128V125L55 119H51L50 117L49 118H47L46 119V117H48L47 116V113H46V109H44V108H42L41 107V104H39L40 102H39V98H40V95L38 94V93H40V92H35L34 93V95H32L33 94V92H31L30 93V95L31 96H29V94L26 92L25 93V91H23V89H21L22 88V84H18V83H23L24 82V77H25V75H24V71H22V69L21 68H19L18 69V67H20L19 65H17V63H11V61H9V54H10ZM121 51V52H120ZM138 51V52H137ZM162 51V52H161ZM167 51V52H166ZM175 51H176V53H175ZM187 51V52H186ZM206 51V52H205ZM217 51H219V53L217 52ZM130 52H133V55H134V62L133 61H131V62H127V59H128V57H129V55L131 54ZM147 52V53H146ZM155 52H156V54H155ZM164 52H166V54L164 53ZM171 52V53H170ZM210 52V53H209ZM262 52V51H261ZM6 53V54H5ZM95 53V54H94ZM138 53V54H137ZM140 53V54H139ZM152 53V54H151ZM169 53V54H168ZM173 53V54H172ZM177 53H178V55H177ZM218 53V54H217ZM263 53V52H262ZM7 54H8V59H7ZM105 54V55H104ZM108 54V55H107ZM116 56H115V55ZM137 56H136V55ZM163 54H165V55H163ZM215 54H217V56L215 55ZM244 54H247L246 52H244ZM4 55V56H3ZM87 55V57H85ZM98 55V56H97ZM107 55V56H106ZM124 55V56H123ZM142 55V56H141ZM144 55H145V57H144ZM209 55V56H208ZM212 55H215L214 57H210V56H212ZM219 55V56H218ZM140 56V57H139ZM156 56L158 57V58H156ZM168 56V57H167ZM221 56V57H220ZM122 57V58H121ZM123 57H125V58H123ZM146 57H149V58H146ZM163 57L165 58V61H164V59H163ZM169 57H170V59H169ZM175 57V58H174ZM217 57H218V59H217ZM2 58V59H1ZM85 58H87V59H85ZM109 58V59H108ZM136 58L138 59L137 61H136ZM145 58V59H144ZM151 58V59H150ZM210 58V59H209ZM214 58H216V59H214ZM100 59H101V61H100ZM158 59V60H157ZM168 59V60H167ZM209 59V60H208ZM213 59V60H212ZM221 59V60H220ZM8 60V61H7ZM103 60V61H102ZM114 60V61H113ZM122 60V61H121ZM144 60V61H143ZM216 60V61H215ZM89 61H87V62H89ZM97 61H99V62H97ZM107 61H108V63H107ZM120 61V62H119ZM162 61V62H161ZM119 62V63H118ZM123 62V63H122ZM136 62H137V65H139V66H137L136 65ZM212 62V63H211ZM5 63V64H4ZM7 63H9V64H7ZM102 63V64H101ZM129 63V64H128ZM134 64V65H132V64ZM146 63V64H145ZM165 63V64H164ZM105 64V65H104ZM121 66H120V65ZM122 64H123V66H122ZM148 64H150V65H148ZM6 65V66H5ZM12 67H11V66ZM100 65H102V67H100ZM113 67H112V66ZM17 66V67H16ZM97 66V67H96ZM119 66V67H118ZM155 66V67H154ZM220 67V69H219V67ZM107 67V68H106ZM139 68V70L140 69H142V68ZM154 67V68H153ZM13 68H15V69H13ZM259 68V67H258ZM257 68V66L255 67H253V69L255 70V71H258L259 69ZM17 69V70H16ZM117 70V72H116V70ZM218 70V71H216V70ZM224 69V70H223ZM258 69V70H257ZM115 70V71H114ZM120 72H119V71ZM122 70V71H121ZM7 73H6V72ZM21 71V72H20ZM113 71V72H112ZM124 71V72H123ZM128 71V72H127ZM227 73H226V72ZM3 72V73H2ZM6 74H5V73ZM18 72H19V74H18ZM23 72V73H22ZM213 72V73H212ZM216 72H218V73H216ZM222 72V73H221ZM224 72V73H223ZM129 73V74H128ZM151 73V74H150ZM241 73H243V75L241 74ZM248 75H247V74ZM1 74H3V76L1 75ZM9 74V75H8ZM12 74V75H11ZM18 74V75H17ZM213 74V75H212ZM215 74V75H214ZM216 74H218V75H220V76H218L219 77V79H216L217 78V75ZM224 74V75H223ZM227 74V75H226ZM5 75H7V76H9V77H6ZM15 75H17V76H15ZM24 77H23V76ZM222 75H223V77H222ZM247 75V76H246ZM11 76H12V80H9V79H11ZM22 77V78H20V77ZM120 76V77H119ZM127 76V77H126ZM151 76H153V77H151ZM194 76V77H193ZM214 78H213V77ZM226 76V77H225ZM252 78H251V77ZM4 77V78H3ZM16 77V78H15ZM17 77H18V79H17ZM142 77V78H141ZM211 77V78H210ZM248 77H249V79H248ZM119 78V79H118ZM197 78V79H196ZM212 78H213V80L216 82V81H218L219 80V82L217 83L216 82V86H215V88L216 87H218L219 89L218 90H214V89H211V90H208L207 91V88H205V85L203 86L202 84H204L205 82H207V81H209L210 83L212 82ZM222 78V79H221ZM226 79V81H225V79ZM233 78V79H232ZM235 78L237 79V80H235ZM251 78V79H250ZM15 79V80H14ZM20 79V80H19ZM148 80V82H147V80ZM153 79V80H152ZM159 79V80H158ZM195 79V80H194ZM211 79V80H210ZM234 81H232V80ZM4 80H6L5 81V83H4ZM18 80V81H17ZM21 80H22V82H21ZM197 80V81H196ZM200 80H202V82L200 81ZM222 80V81H221ZM229 80H231L232 81V84H231V81L229 82ZM4 83V84H1L2 82ZM11 81H15V82H12L11 83ZM97 82V83H95V82ZM93 81V79L92 80H88V81H86V83H85V87H88V89H91V90H89V92L88 93H91V91H94L95 89H97V87H98V85H99V83H98V81H96V80H94ZM117 81V82H118ZM139 81L140 80H138L137 81V83H136V85H139V86H137V87H140V83H139ZM165 81V80H164ZM195 83H194V82ZM213 81V82H214ZM227 81H228V83L231 85H229L228 83H227ZM235 81H240V82H236L237 84H235ZM242 81V82H243ZM8 82H10V83H8ZM116 82V83H117ZM162 82H163V80H162ZM198 82V83H197ZM220 82H222V85H221V83ZM241 82V83H242ZM14 83H16V84H14ZM88 83H89V85H88ZM119 83V82H118ZM139 83V84H138ZM160 83L162 84V85H160ZM197 83V84H196ZM234 83V84H233ZM239 83V84H238ZM14 84V85H13ZM92 84V85H91ZM94 84V85H93ZM149 84V85H148ZM151 84V85H150ZM170 84V85H169ZM189 84V85H188ZM192 84V85H191ZM195 84V85H194ZM218 84V85H217ZM21 85V86H20ZM88 85V86H87ZM118 85V84H117ZM154 85V86H153ZM167 85V86H166ZM220 85V86H219ZM224 85V86H223ZM232 85H235V86H237V87H235V86H232ZM253 85V86H254ZM13 86V87H12ZM16 86V87H15ZM162 88H161V87ZM166 86V87H165ZM170 86V87H169ZM198 86V87H197ZM228 86H230V87H228ZM256 86V87H255ZM254 87L255 88H253L255 91L254 92H256L255 94H256V96L258 95V99H259V97L262 95V97H260L262 100H263V106H264V89H262V87L260 86V85H258L257 83H256V85H255ZM10 87V88H9ZM17 88V89H15V88ZM92 87H94V89L92 90ZM96 87V88H95ZM114 87H117V88H113V90L112 91H107V92H103V93H101V100L104 98V99H106V98H111V97H113L115 94H117L118 93V91H119V93L118 94H120V92H122V91H120L121 89H119V87L118 86H114ZM180 87V88H179ZM189 87V88H188ZM195 87H196V89H195ZM220 87H222V88H220ZM5 88H6V90H5ZM14 88V89H13ZM166 88V90L164 91V89ZM171 88V89H170ZM193 88V89H192ZM230 88H232V89H234L233 90V92H232V90L230 89ZM259 88V89H258ZM261 88V89H260ZM12 89V90H11ZM18 89H20L21 90V92H20V90H18ZM114 89H117L116 91L114 90ZM181 89V90H180ZM192 89V90H191ZM221 89H223V90H221ZM226 89V90H225ZM227 89H228V91H227ZM229 89H230V91H229ZM239 89V90H238ZM7 90H8V92H7ZM13 90H15V91H13ZM17 90V91H16ZM163 90V92H161V91ZM169 90V91H168ZM177 92H176V91ZM188 90V91H187ZM196 90V91H195ZM202 90V91H201ZM214 90V91H213ZM258 90H261V92L260 91H258ZM7 93L6 95H5V92ZM9 91H12V92H10L9 93ZM117 92V93H115V92ZM195 91V92H194ZM221 91V96H220V94L218 93V92H220ZM262 91H263V93H262ZM156 92V93H155ZM167 92H168V94H167ZM186 92V93H185ZM202 92V93H201ZM211 92V93H210ZM226 93L225 95H222L223 93ZM260 92V93H259ZM8 93H9V96H8ZM20 93V94H19ZM23 93H25V94H23ZM39 95V97H38V95ZM111 93V95H109ZM114 93V94H113ZM123 93V92H122ZM122 93H121V95H122ZM200 93V94H199ZM204 93V94H203ZM214 93V94H213ZM218 93V94H217ZM231 93V94H230ZM238 93V94H237ZM242 94L243 93V95H240V94ZM262 93V94H261ZM2 94V95H1ZM12 94H15L14 96L12 95ZM28 94V95H27ZM108 94V95H107ZM161 94H163V95H161ZM180 94V95H179ZM183 94H185L186 96H187V98H188V103L185 105V107H184V109L182 110V113H184L185 114V116H186V118L185 119H183L182 118V116L181 115H177V113H176V110H177V108L181 105V98H182V95ZM195 94V95H194ZM199 94V95H198ZM217 94V95H216ZM229 94V95H228ZM234 94V95H233ZM261 94V95H260ZM3 95H4V97H3ZM23 95V96H22ZM37 95V96H36ZM157 95V96H156ZM168 95V96H167ZM173 95V96H172ZM178 95L180 96V97H178ZM193 95H194V97H193ZM196 95H197V97H196ZM203 95H205V96H203ZM211 95V96H210ZM233 95V96H232ZM239 95V96H238ZM260 95V96H259ZM3 97V99H2V97ZM16 96V97H15ZM18 96V97H17ZM27 96V97H26ZM29 96V97H28ZM34 98H36V99H34ZM107 96V97H106ZM162 96V97H161ZM191 96V97H190ZM212 96H213V98H212ZM219 96V97H218ZM236 96H238V98L236 97ZM7 97H8V99H7ZM31 97V98H30ZM164 97H165V99H164ZM169 97V98H168ZM231 97V98H230ZM232 97H233V99L236 97V99H234L235 101H236V103H237V105H236V103L234 102L233 104L234 105H232V103L231 104H228V101L230 100V101H234L233 99H232ZM14 98V99H13ZM17 98V99H16ZM22 98V99H21ZM167 98V99H166ZM192 98H193V101H192ZM195 98V99H194ZM202 98V99H201ZM205 98V99H204ZM221 98H223V100L221 99ZM240 98H241V101H240ZM28 99V100H27ZM191 99V103L193 102V104H191V106L190 105H188L189 104V100ZM210 99V100H209ZM219 99V103L217 104V102H214V100H218ZM224 99H226V100H224ZM232 99V100H231ZM238 99V100H237ZM245 99V100H244ZM7 101V103L8 104H6V101ZM9 100H11V101H9ZM14 100V101H13ZM19 100V101H18ZM22 100H23V102H22ZM31 100H32V102H31ZM36 100H37V102H36ZM175 100V101H174ZM195 100H198L197 102H196V104L194 103L195 102ZM1 101H3V102H1ZM27 101H29V102H27ZM173 101H174V103H173ZM209 101V102H208ZM221 101H226L225 103H223L222 102V104H221ZM261 101V100H260ZM11 102V104H9ZM13 102V103H12ZM34 102V103H33ZM162 102V103H161ZM171 102V103H170ZM200 102V103H199ZM202 102V103H201ZM205 102V103H204ZM240 104H239V103ZM5 103V105L6 106H4L3 104ZM24 103H25V105H24ZM230 103V102H229ZM15 104V105H14ZM18 106H17V105ZM22 106H21V105ZM34 104H36L35 106H34ZM198 104V105H197ZM212 104H214V105H212ZM238 104H239V107L241 106V108L239 109V108H237L238 107ZM26 105H27V107H26ZM37 105H38V107H37ZM163 105H166V106H163ZM169 105V106H168ZM173 107H172V106ZM200 105V106H199ZM223 105V106H222ZM224 105H225V107H224ZM18 108H17V107ZM177 106V107H176ZM215 106H217V107H215ZM230 107V109L227 111H223V109L224 108H226V107ZM237 106V107H236ZM250 106V107H249ZM7 107V108H6ZM8 107H10V109L8 108ZM13 107V108H12ZM16 107V108H15ZM20 107H22V108H20ZM41 107V108H40ZM198 107V108H197ZM203 107V108H202ZM232 107H235V108H233V110H232ZM243 107V108H242ZM4 108V109H3ZM20 108V109H19ZM28 108V109H27ZM30 108V109H29ZM165 108V109H164ZM167 108V109H166ZM171 108V109H170ZM175 108H176V110H175ZM251 108V109H250ZM12 109V110H11ZM19 109V110H18ZM22 109V110H21ZM25 109V110H24ZM193 109H194V111H193ZM236 109V110H235ZM239 109V110H238ZM243 109V110H242ZM9 110V111H8ZM15 110V111H14ZM21 110V111H20ZM29 110H30V114H29ZM58 110H59V114H58ZM175 110V111H174ZM198 110V111H197ZM220 110H222V112L220 111ZM252 112H251V111ZM8 111V112H7ZM17 111V112H16ZM24 111L26 112V113H24ZM28 111V112H27ZM38 111H39V113H38ZM43 111V112H42ZM171 111V112H170ZM191 111V112H190ZM219 111V112H218ZM236 111V112H235ZM239 111H241L240 112V114H239ZM23 113V114H21V113ZM32 112V113H31ZM34 112H36V113H34ZM201 112V113H200ZM210 112V113H209ZM229 112V113H228ZM243 112V113H242ZM253 113V116H252V114L251 113ZM2 113V112H1ZM38 113V114H37ZM173 113H175V114H173ZM200 113V114H199ZM213 113V114H212ZM215 113V114H214ZM218 113H219V116H217L218 115ZM222 113V114H221ZM249 113H250V115H251V117H250V115H249ZM36 114V115H35ZM64 114V110L62 109V108H59V109H57L56 110V117L58 116V118H60V116H62ZM242 114V115H241ZM14 115V116H13ZM43 115V116H42ZM155 115V114H154ZM221 115H224V116H221ZM236 115H239V116H236ZM16 116H18V117H16ZM37 116H39L38 118H37ZM40 116H42V117H40ZM46 116V117H45ZM140 116H142V117H139ZM152 116H153V114H152ZM177 116H178V118H177ZM181 118H180V117ZM189 118H188V117ZM236 116V117H235ZM137 117V118H136ZM145 117V116H144ZM143 117V118H144ZM210 117V118H209ZM212 117V118H211ZM221 117V118H220ZM222 117H223V119H222ZM243 117V118H242ZM15 118H18V119H15ZM20 118H22V119H20ZM44 118H45V120H44ZM136 118V119H135ZM226 118V119H225ZM234 118H236V119H234ZM238 118V119H237ZM241 118V119H240ZM251 118H252V120H251ZM256 119V121L257 122H259L258 124H257V122L255 121V119ZM32 119H33V121H32ZM40 119V120H39ZM139 119V120H138ZM176 119H178V120H176ZM189 119V120H188ZM212 119H213V121H212ZM222 119V121H220ZM136 120H138V121H136ZM141 120V121H140ZM183 120V121H182ZM186 120V121H185ZM217 120V121H216ZM251 120V121H250ZM253 120H254V122H253ZM50 121H53V122H50ZM57 121V122H56ZM185 121V122H184ZM194 121V122H193ZM210 121V122H209ZM219 121L220 122H222L221 124L219 123ZM233 121H234V124H233ZM237 121V122H236ZM137 122V123H136ZM141 122V123H140ZM172 122H174L173 124H172ZM184 124H183V123ZM251 122H253V124L251 123ZM255 122H256V124H255ZM19 123V124H18ZM50 123V124H49ZM52 123H53V125H52ZM56 123H58V124H56ZM136 123V124H135ZM178 123V124H177ZM181 123V124H180ZM210 123V124H209ZM212 123H214V124H212ZM224 123V124H223ZM227 123H229V124H227ZM131 124H133V125H131ZM138 124V126H136ZM140 124V125H139ZM188 124H189V126H188ZM220 124V126H222V127H219V126H217V125H219ZM231 124V125H230ZM255 124V125H254ZM261 124V125H260ZM10 125V126H11ZM41 125V126H40ZM44 125V126H43ZM49 127H48V126ZM53 126V128H52V126ZM59 125V126H58ZM61 125V126H60ZM186 125V126H185ZM208 125V126H207ZM212 125L214 126V127H212ZM228 125V126H227ZM259 125V127H257ZM18 126H16L15 128L17 129V127ZM129 126V127H128ZM133 126H135V129L133 128ZM206 126V127H205ZM214 129V131H212L213 129L211 128V127ZM217 128H216V127ZM46 127V128H45ZM133 128V129H131V128ZM254 127H256L255 128V130H254ZM58 130H57V129ZM59 128H60V130H59ZM61 128L64 130H61ZM130 128V129H129ZM167 128V129H166ZM170 128V129H169ZM172 128V129H171ZM207 128V129H206ZM220 128V129H219ZM236 128V129H235ZM43 129V130H42ZM57 130L56 132H55V130ZM163 129V130H162ZM177 129V130H176ZM39 130V131H40ZM66 130V131H65ZM133 130H135V132L134 133H132V131ZM142 130V131H141ZM179 130V131H178ZM208 130V131H207ZM219 130V131H218ZM241 130V131H240ZM259 130H261V131H259ZM65 132L64 134H65V136H64V134L63 133H61V132ZM164 131V132H163ZM168 131H171L170 133H168ZM175 131V132H174ZM161 132V133H160ZM232 132V133H231ZM260 132L262 133L263 132V134L261 135L260 134ZM127 133V134H126ZM216 133V134H215ZM219 133V134H218ZM221 133V134H220ZM259 133V134H258ZM58 134V138L61 136V138H59L61 141H59L58 140V138H57V135ZM63 135V137H62V135ZM130 134H132V135H130ZM161 134V135H160ZM205 134V135H204ZM140 135V136H139ZM195 135V136H194ZM207 135V136H206ZM226 137H225V136ZM243 135V136H242ZM259 135L261 136V137H259ZM131 136V137H130ZM167 136V137H166ZM202 136V137H201ZM211 136V137H210ZM236 136V137H235ZM145 139H144V138ZM223 137V138H222ZM68 138V139H67ZM167 138V139H166ZM172 138V139H171ZM222 138V139H221ZM234 138V139H233ZM66 139V140H65ZM70 139V140H69ZM166 139V140H165ZM224 139V140H223ZM260 139H262V140H260ZM142 140V141H141ZM159 140V141H158ZM220 140V141H219ZM227 140V141H226ZM232 140V141H231ZM245 140V141H244ZM250 140V141H249ZM54 141V142H53ZM146 141V142H145ZM157 141V142H156ZM162 141V142H161ZM196 141V142H195ZM219 141V142H218ZM231 141V142H230ZM243 141V142H242ZM51 142V141H50ZM49 142V143H50ZM145 142V143H144ZM159 142V143H158ZM174 144H173V143ZM239 142V143H238ZM48 143V144H49ZM55 143V144H56ZM156 143V144H155ZM158 143V144H157ZM160 143H162V144H160ZM220 143V144H219ZM227 143V144H226ZM233 143V144H232ZM253 143H256V144H254L253 145ZM148 144V143H147ZM168 144V145H167ZM249 144V145H248ZM251 144V145H250ZM258 144H259V146H258ZM166 145V146H165ZM170 145V146H169ZM229 145V146H228ZM4 145H2V143H0V153L1 152H3L4 150H5V146L3 147ZM160 146V147H159ZM168 146V147H167ZM205 146V147H204ZM217 146V147H216ZM226 146V147H225ZM229 148H228V147ZM252 146V147H251ZM256 146V147H255ZM214 147V148H213ZM237 147V148H236ZM246 147V148H245ZM253 149H251V148ZM254 147V148H253ZM23 148H25V149H23ZM165 148V149H164ZM213 148V149H212ZM229 150H228V149ZM256 148V149H255ZM258 148H261V150L260 149H258ZM22 149L24 150V151H27V148H26V146L25 147H22ZM176 149V150H175ZM200 149V150H199ZM225 149V150H224ZM247 149V150H246ZM250 149V150H249ZM74 151V146H72V148L71 149H69V151ZM161 150V151H160ZM207 150V151H206ZM211 150V151H210ZM216 150H218V152L216 151ZM257 150V151H256ZM158 151V152H157ZM169 151V152H168ZM178 151V152H177ZM238 151V152H237ZM208 152V153H207ZM245 152V153H244ZM258 152V153H257ZM259 152H261L263 155H261ZM152 153V154H151ZM158 153V154H157ZM163 153V154H162ZM231 153V154H230ZM237 153V154H236ZM157 154V155H156ZM209 154V155H208ZM215 154V155H214ZM233 154V155H232ZM146 155H148V156H146ZM160 155V158L158 157ZM168 155V156H167ZM141 156H140V159H141ZM152 156V157H151ZM154 156H156V158L154 157ZM162 156V157H161ZM259 156V157H258ZM261 156H263V157H261ZM179 157V158H178ZM174 158V159H173ZM212 158V159H211ZM221 158V159H220ZM168 159V160H167ZM182 159V160H181ZM211 159V160H210ZM224 159H225V161H224ZM249 159V160H248ZM165 160V161H164ZM175 160V161H174ZM184 160H185V162H184ZM213 160H215V161H213ZM142 161V160H141ZM204 163H203V162ZM211 161V162H210ZM250 161V162H249ZM173 162V163H172ZM178 162H183L184 164H186L189 168H191L192 170L194 169V170H196L195 172L196 173H198L199 174V178H200V180H199V178L197 179L199 182L198 183H200V184H202L203 182H211V185H213V187H212V191H213V189H214V195H213V192H211L210 190H207V189H205L204 188V186H201L200 184H198L197 182H194V181H192L191 180V175H188V173L187 172H185L179 165H177V163ZM187 162V163H186ZM213 162V163H212ZM171 163V164H170ZM175 163V164H174ZM258 163V164H257ZM148 164V165H147ZM198 164V165H197ZM203 164V165H202ZM216 164V165H215ZM249 164H250V166H249ZM163 165V166H162ZM177 165V166H176ZM193 165V166H192ZM217 165H219V166H217ZM36 166H38V167H36ZM156 166V167H155ZM213 166V167H212ZM239 166V169L237 168ZM36 167V168H35ZM40 167V168H39ZM162 167V168H161ZM175 167V168H174ZM177 167L178 168H180L179 170H181V171H179L178 169H177ZM196 167V168H195ZM217 167V168H216ZM241 167V168H240ZM32 168H34V171L35 170H37V171H40V169H41V166H40V161L39 162H35L34 163V165L32 166ZM171 168V169H170ZM213 168V169H212ZM222 168V169H221ZM167 170V171H166ZM170 170V171H169ZM193 170V171H194ZM205 170V171H204ZM225 170V171H224ZM240 170L241 171H244L245 170V172H243L244 173V176H245V178H246V180H245V182H243V180H242V178H241V175H240ZM175 171H177V172H175ZM152 172H153V174H152ZM167 172V173H166ZM175 172V173H174ZM182 172H183V174H182ZM205 172V173H204ZM221 172V173H220ZM226 172H228V173H230L229 175H230V178H231V180H233L234 181V179L236 180V181H230V179H227V181L228 182H226V180L225 179H223L222 178V176H223V174L224 173H226ZM260 172V173H259ZM262 172V173H261ZM166 173V174H165ZM159 174V175H158ZM176 174V175H175ZM184 175H185V177H184ZM186 175H187V179H186ZM213 175V176H212ZM220 175H222V176H220ZM240 175V176H239ZM247 175V176H246ZM260 175V176H259ZM86 176V175H85ZM154 176V177H153ZM189 176V177H188ZM191 176V177H190ZM160 177V178H159ZM162 177H163V179H162ZM173 177V178H172ZM202 177V178H201ZM255 179V181H254V179ZM66 178H67V180L66 181H69L68 180V178L72 181H70V184L73 186L74 185V179L72 178V177H68V175H66ZM145 178H147V179H145ZM150 178V179H149ZM159 178V179H158ZM177 178H179V179H177ZM190 178V179H189ZM238 178V179H237ZM248 178V179H247ZM167 179H168V182H167ZM182 179V180H181ZM208 181H207V180ZM240 179V180H239ZM145 180V181H144ZM184 180V181H183ZM194 180V179H193ZM222 180V181H221ZM225 180V181H224ZM238 180V181H237ZM139 181V182H138ZM149 181V182H148ZM181 181V182H180ZM239 181H241V183H239ZM250 181V182H249ZM83 182V181H82ZM144 182H146L147 183V185H145L146 183H144ZM151 182V184H149ZM233 182V183H232ZM238 182V183H237ZM253 182V183H252ZM78 183H80V184H78ZM85 183V182H84ZM84 183H81V182H76V184H78V185H82V184H84ZM164 183V184H163ZM180 183H182L181 185H179ZM185 183V184H184ZM195 183H197V184H195ZM232 183V184H231ZM252 183V184H251ZM70 184H65V185H62V186H64L63 188L66 190L67 189V192H69V190H71L72 189V186L70 185ZM86 184V183H85ZM145 186H144V185ZM186 184H188L187 186H185ZM237 186H236V185ZM241 184V185H240ZM143 185V186H142ZM162 185V186H161ZM228 185H231V186H228ZM240 185V186H239ZM245 185V186H244ZM71 187V189H70V187ZM147 186V189L145 188ZM168 186V187H167ZM183 186V187H182ZM192 186V187H191ZM29 187V186H28ZM163 187V188H162ZM185 187V188H184ZM221 187V188H220ZM241 187V188H240ZM244 187V188H243ZM69 188V189H68ZM90 188V187H89ZM137 188V189H136ZM143 188V189H142ZM178 188V189H177ZM188 188V189H187ZM201 188V189H200ZM223 188V189H222ZM233 188V189H232ZM258 188V189H257ZM97 189V188H96ZM149 189V190H148ZM232 189V190H231ZM261 189V190H260ZM136 190V191H135ZM157 190V191H156ZM185 190V191H184ZM207 190V191H206ZM216 190H218V191H216ZM225 190V191H224ZM227 190H228V192H227ZM236 190V191H235ZM240 190V191H239ZM257 190V191H256ZM97 192H98V196H99V198H101L102 197V200L103 199H105L106 198V196H107V194L104 192V190H102L101 191V189H98V190H96ZM119 191L121 192V193H119ZM145 191V192H144ZM169 191H170V194L168 195V193H169ZM187 191V192H186ZM194 191V192H193ZM205 191V192H204ZM103 192H104V194H103ZM147 192V193H146ZM150 192V193H149ZM163 192V193H162ZM240 192V194H237V193H239ZM250 192V193H249ZM258 192V193H257ZM103 194V196H102V194ZM153 193V194H152ZM164 193H165V196H169V197H171V199L170 198H167V197H163L162 195H164ZM166 193H167V195H166ZM183 193H184V195H183ZM186 193V194H185ZM189 193V194H188ZM198 193V194H197ZM203 193V194H202ZM212 193V194H211ZM216 193V194H215ZM224 193V194H223ZM245 193V194H244ZM257 193V194H256ZM119 194H121V195H119ZM122 194H124V195H122ZM137 194V195H136ZM139 194V195H138ZM188 194V195H187ZM200 194V195H199ZM202 194V195H201ZM213 195L212 197H211V195ZM226 195L227 196V200H225V198L223 199V196L222 195ZM260 194V195H259ZM101 195V196H100ZM149 195H151V196H149ZM155 195V196H154ZM159 195H161L160 197L162 198H160L159 199V197L157 198V196ZM175 195V196H174ZM179 195V196H178ZM180 195H181V198H180ZM198 197H197V196ZM254 195V196H253ZM260 196V197H258V196ZM187 196V197H186ZM201 196V197H200ZM220 196H222V197H220ZM238 196V197H237ZM105 197V198H104ZM122 197V198H121ZM130 197V198H129ZM141 197V198H140ZM142 197H143V199H144V201L146 202H144V204H143V200H142ZM149 197H151V198H149ZM184 197V198H183ZM214 197V198H213ZM232 197V198H231ZM234 197H235V199H234ZM240 197V198H239ZM133 198V199H132ZM165 198V199H164ZM188 198H189V200H191L192 199V201H190L191 203H193V204H191L190 205V207H189V209H188V211L190 212H188L184 217L182 216V217H180L179 218V216L177 217V215L174 213V207L175 206H178L177 204H181V205H183V204H186V206H187V204H189L190 202H189V200H188ZM197 198V199H196ZM201 198V199H200ZM25 199V198H24ZM24 199H22V200H24ZM123 199V200H122ZM149 199H151V201H149ZM153 199H154V202H153ZM155 199H157L156 201H155ZM167 199H169V200H167ZM172 199H174V203H175V206H174V203L172 204V202H173V200ZM195 199V200H194ZM199 199V200H198ZM234 199V200H233ZM245 199V200H244ZM26 200V199H25ZM101 200V199H100ZM148 200V201H147ZM164 200V201H163ZM167 200V202H165ZM170 200H172L171 202H170ZM206 200V201H205ZM211 200V201H210ZM178 201H180L179 203H178ZM184 201V202H183ZM195 201V202H194ZM196 201H198V203L196 202ZM203 201H205L204 203H203ZM223 201V202H222ZM229 201H230V203H229ZM238 201V202H237ZM24 203L25 202H27V204H28V201L26 200V201H23ZM129 202V203H128ZM148 202H149V205H148ZM151 202V203H150ZM153 202V203H152ZM187 202V203H186ZM225 202V203H224ZM168 203H170V204H168ZM194 203H195V205H194ZM212 203V204H211ZM26 204V203H25ZM134 204V205H133ZM156 204H159V205H156ZM160 204H162V206H163V208H162V206L160 205ZM219 204V205H218ZM229 206H228V205ZM99 205V206H98ZM148 205V206H147ZM167 205H168V207H167ZM207 205H209V206H207ZM214 205V206H213ZM174 206V207H173ZM183 206H185V205H183ZM185 206V207H186ZM196 206V208H194ZM210 206H213L214 207V209H216V210H218V212H219V215H218V217H215V216H217V215H214V217L212 216L213 214H211V213H209L210 211H207V210H209L208 208L210 207ZM131 207H133V209L131 208ZM138 209H137V208ZM140 207V208H139ZM149 207V208H148ZM154 207V208H153ZM155 207H157L158 208V210L156 209V211H155ZM161 207V208H160ZM201 207V208H200ZM212 207V208H213ZM217 207V208H216ZM70 208V212H69V215L71 214L72 216H70V217H72V219H78V223H80V225H81V227H80V225L78 224V223H76V225H78L77 226V228H82L84 225H85V223L84 222H81L80 220V214H78L79 213V211L78 210H76L75 211V209L74 210H72V208L71 207H69ZM98 208V209H97ZM167 208V209H166ZM187 208V207H186ZM206 208H207V210H206ZM219 208V209H218ZM240 208V209H239ZM252 208V209H251ZM262 208V209H261ZM95 209L96 210H102L103 209V206H102V204H101V207H100V204L98 203V204H96L95 205ZM124 209V210H123ZM170 209H171V211H170ZM193 209V210H192ZM223 209V210H222ZM227 209V210H226ZM229 209V210H228ZM239 209V210H238ZM132 210H133V213H132ZM136 210H139V211H136ZM200 210V211H199ZM209 213V214H207V212ZM71 211H73V213H71ZM75 211V212H74ZM134 211H136V212H134ZM195 211V212H194ZM222 211V212H221ZM236 211H238V212H235ZM243 211V212H242ZM76 212H77V214H76ZM131 212V213H130ZM199 212V213H198ZM203 212V213H202ZM221 212V213H220ZM135 213H137V214H135ZM240 213V214H239ZM253 213V212H252ZM76 214V215H75ZM92 216H93V214L92 213H90ZM130 214H132L133 215V217H131L130 216ZM193 214V215H192ZM203 214V215H202ZM205 214V215H204ZM246 215V216H244V215ZM91 215H89V218H88V220L90 221L91 219H92V217H91ZM165 215V216H164ZM168 215H170V216H172V217H169L168 218ZM208 215H210L211 216V218H210V216H208ZM50 216V215H49ZM49 216L47 215L46 217H45V220H46V222L47 223H51L53 220V218H52V216H50L51 217V219L49 218ZM75 216H77L78 218H76ZM157 216V217H156ZM161 216V217H160ZM224 216V217H223ZM165 217H166V219H165ZM212 217L214 218V219H212ZM227 217V218H226ZM159 218H161L162 220L163 219H165V221L163 220V221H161V219H159ZM174 218V219H173ZM198 218V219H197ZM202 218V219H201ZM218 218V219H217ZM229 218V219H228ZM235 218H237V219H235ZM239 218V219H238ZM50 219V220H49ZM167 219H168V221H167ZM217 219V220H216ZM227 219V220H226ZM230 219H231V221H230ZM244 219V220H243ZM256 219V218H255ZM52 220V221H51ZM173 220V221H172ZM177 220V221H176ZM181 220V221H180ZM201 220V221H200ZM225 220V221H224ZM234 220H236V221H234ZM242 222H241V221ZM263 220V221H262ZM177 222V224H176V222ZM185 222L184 224L185 225H183V222ZM197 221H198V223H197ZM218 221V222H217ZM228 221H229V223H228ZM239 221V222H238ZM163 222H166V225L164 224L163 225ZM175 222V223H174ZM187 222V223H186ZM170 225H169V224ZM203 223V224H202ZM213 223V224H212ZM217 223V224H216ZM232 223V224H231ZM242 223V224H241ZM162 224V225H161ZM181 224L183 225V226H181ZM213 226H212V225ZM247 224H248V226H247ZM249 224H250V226H249ZM158 225V226H157ZM169 225V226H168ZM176 225V227H174ZM190 225V226H189ZM200 225V226H199ZM255 225V226H254ZM129 226H132V224L131 225H129ZM157 226V227H156ZM160 226H161V228H160ZM186 226V227H185ZM188 226V227H187ZM192 226V227H191ZM206 226V227H205ZM251 226H253V227H255V229H256V233H255V237L253 236H251L250 237V235H248V234H246L245 232H247L248 231V228H245V227H251ZM174 227V228H173ZM181 227H183V228H181ZM202 227V228H201ZM213 227V228H212ZM156 228V229H155ZM159 228V229H158ZM177 228H179V229H177ZM186 228H188V229H186ZM190 228V229H189ZM196 228H197V230H196ZM199 228H201V229H199ZM204 228V229H203ZM209 228V229H208ZM244 228V229H243ZM158 229V230H157ZM160 229H162V231L160 230ZM184 229H186L185 231H184ZM195 229V230H194ZM206 229V230H205ZM210 229H212L211 231H210ZM214 229V230H213ZM132 230V229H131ZM219 230V231H218ZM230 230V231H229ZM244 231V232H241V231ZM258 230V231H257ZM159 231H161V232H159ZM188 231V232H187ZM190 231V232H189ZM194 231V232H193ZM203 231V233H201ZM207 231V232H206ZM209 231V232H208ZM237 231V232H236ZM160 233V234H158V233ZM193 232V233H192ZM197 232V233H196ZM211 232V233H210ZM214 232V233H213ZM216 232V233H215ZM183 235H182V234ZM186 233V234H185ZM235 233V234H234ZM245 233V234H244ZM195 234V235H194ZM197 234V235H196ZM198 234H200V235H198ZM203 236H202V235ZM205 234H206V236H205ZM218 234V235H217ZM234 235V236H233ZM242 235V236H241ZM263 235V236H262ZM185 236V237H184ZM190 238H189V237ZM196 238V240H195V238ZM236 236V237H235ZM241 236V237H240ZM246 236V237H245ZM257 236V237H256ZM187 237V238H186ZM204 237V238H203ZM218 237V238H217ZM232 237V238H231ZM198 238H200V240L202 241H200ZM203 238V239H202ZM205 238H207V239H205ZM242 238H244V239H242ZM251 240V241H249V239ZM153 238H151V240H152ZM188 239H190V240H188ZM198 239V240H197ZM221 239V240H220ZM233 239V240H232ZM235 239H236V241H235ZM239 239V240H238ZM204 240H205V242L206 243H208V245L207 244H205V242H204ZM216 240H217V242H216ZM224 240V241H223ZM225 240H227V241H225ZM149 241V240H148ZM223 241V242H222ZM248 241V242H247ZM257 241V242H256ZM198 242H200V245H199V243ZM203 242H204V244H203ZM221 244H220V243ZM246 242V243H245ZM252 242V243H251ZM254 242L256 243V244H254ZM191 243V244H190ZM211 243V244H210ZM239 243H241L240 245H237V244H239ZM258 243V244H257ZM190 244V245H189ZM210 244V245H209ZM228 244V245H227ZM235 244V245H234ZM243 244V245H242ZM248 244V245H247ZM249 244H251V245H249ZM201 246V247H199V246ZM204 245V246H203ZM220 245V246H219ZM191 246V247H190ZM210 246V247H209ZM222 246V247H221ZM224 246V247H223ZM204 247H205V249H204ZM208 247V248H207ZM254 248L253 250H252V248ZM255 247H257V248H255ZM186 250H185V249ZM188 248H190V249H188ZM199 248V249H198ZM251 249V250H250ZM185 252H184V251ZM198 250H201V251H198ZM179 251H182V252H179ZM187 251V252H186ZM191 252V253H190ZM198 253V254H197ZM230 254H231V256H230ZM189 255V256H188ZM227 255V256H226ZM229 255V256H228ZM238 255V256H237ZM261 255V256H260ZM235 256V257H234ZM256 256H259V257H257V259L255 260V259H253V257L254 258H256ZM175 257V258H176ZM180 257V258H179ZM183 258V259H182ZM195 258V259H194ZM222 258V259H221ZM223 258H224V260H223ZM227 258V259H226ZM231 260H230V259ZM244 258V259H243ZM247 258V259H246ZM251 258V259H250ZM248 259H249V261L251 262V263H249V261H248ZM246 260V261H245ZM225 261V262H224ZM227 261H229V262H227ZM232 261V262H231ZM234 261V262H233ZM237 261V262H236ZM239 261H240V263H239ZM263 261V262H262ZM254 262H256V263H254ZM0 264H7V263H3V262H1Z\"/></svg>","mask_w":264,"mask_h":264}]
</instances>
